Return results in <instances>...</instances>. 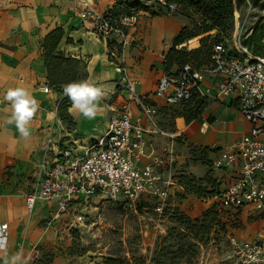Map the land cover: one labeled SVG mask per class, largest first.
<instances>
[{
  "label": "built area",
  "instance_id": "built-area-1",
  "mask_svg": "<svg viewBox=\"0 0 264 264\" xmlns=\"http://www.w3.org/2000/svg\"><path fill=\"white\" fill-rule=\"evenodd\" d=\"M245 2L252 6L251 0ZM153 8L171 14L180 6L155 0ZM233 15H237L235 1ZM142 16L151 17L142 11L115 17L89 6L72 16L73 26L84 27L93 37L107 42L122 100L109 105L112 115L103 134L85 141L69 133L61 118L60 95L45 142L34 154L31 169L25 172L29 185L25 206L31 212L40 204L41 223L55 228L61 241L81 228L91 229L95 224L91 212L100 208L103 198H118L134 213L141 208L152 211L155 229L164 233L166 212L174 205L171 189L177 186L184 193L172 177V168L178 156L175 143L186 142V138L179 126L167 129L162 124L163 107L152 97L163 100L164 108L193 97L209 102L234 97L250 127L232 144L216 150L208 166L216 193L201 199L215 206L227 224L225 237L232 263L264 264V229L255 238L242 240L233 235L234 228L228 227L244 217L264 216V55L253 53L243 42L246 36L236 30L231 41L224 37L200 54L206 56V62L191 59L176 71L162 72L152 96L141 95L136 90L137 81L128 74L124 47L143 48L142 40L134 36ZM181 45L177 48H183ZM40 90L50 89L43 86ZM131 103H135L140 116H134ZM159 138L164 141L161 151L156 150L154 142ZM191 146L197 148L198 144ZM147 203L150 206L143 205ZM0 228L6 237L7 223H1ZM32 253L34 264H41L40 248H33Z\"/></svg>",
  "mask_w": 264,
  "mask_h": 264
},
{
  "label": "crops",
  "instance_id": "crops-1",
  "mask_svg": "<svg viewBox=\"0 0 264 264\" xmlns=\"http://www.w3.org/2000/svg\"><path fill=\"white\" fill-rule=\"evenodd\" d=\"M113 4L114 0H0V225L7 223L8 231L4 237L0 228V264H12V258L17 255L20 259L16 264H34L33 248H40L41 260L45 253L56 250L54 239L58 234L55 228H46L41 223V205L29 212L24 202V195L29 191L25 172L31 169L34 154L41 150L45 142L54 105L63 95L62 90L52 86L47 79L43 55L45 36L60 27L63 36L55 53L60 51L66 57L77 59L80 67L76 81L93 80L104 93L94 118H85L79 111H69L71 104L64 106L65 113L72 118L70 126L64 120L69 133L85 141L100 137L112 115L109 105L119 104L122 100L117 84L119 76L108 57L107 42L93 37L84 27L73 26L70 21L76 12L87 6L107 12ZM181 29V23L175 17L142 16L134 36L142 40L143 48L124 47L128 74L137 81L139 94L152 96L160 74L176 71L179 67L173 62L167 68L165 62L173 47L172 40ZM17 86L27 88L39 106L28 124V136H24L12 121L11 105L4 99L7 90ZM43 86L50 90L41 91ZM152 98L154 103L163 107L160 118L169 129L165 103L159 98ZM100 104H104V114ZM134 104L131 103L132 112L135 117L140 116ZM238 107V99L228 97L210 102L198 119L188 124L183 122L181 129L188 145L198 144L194 149L206 150L205 154L200 152L206 165L196 163L185 166L182 174L192 173L196 178L202 177L206 167L209 170L208 162L216 154V151L210 150L228 146L248 131L250 123ZM103 118L106 121L102 128L100 121ZM178 119L183 120L182 117L176 118L175 128ZM154 142H161L159 146L162 150L163 139ZM46 264L59 263L54 259Z\"/></svg>",
  "mask_w": 264,
  "mask_h": 264
},
{
  "label": "rangeland",
  "instance_id": "rangeland-1",
  "mask_svg": "<svg viewBox=\"0 0 264 264\" xmlns=\"http://www.w3.org/2000/svg\"><path fill=\"white\" fill-rule=\"evenodd\" d=\"M127 1L132 11L142 12L144 10H138L142 5L149 7L154 2V0ZM251 3L252 6L249 7L245 0H236L237 15L234 17L232 12L229 26L222 30V35L231 41L237 30L246 36L243 39L245 44L255 53L264 55V0H251ZM160 15L177 18L182 28L188 29L189 34L204 21L197 10L190 7ZM207 33L205 39L198 40L193 49L205 48L208 41L212 42L220 37L217 31L211 30ZM188 48L185 47L182 51L183 61L188 59ZM63 88L64 86L59 87L60 90ZM100 105L104 114V104ZM190 109L189 104L165 108V114L169 115L167 127L174 128L175 119L183 117L181 123L177 121L178 126L182 128L183 122L187 124L186 118L191 115ZM105 121V118L100 121L102 128ZM187 141L179 140L175 143L176 154L181 162L173 165L172 177L177 182H180L182 175L192 177L203 192L197 194L186 189L181 193L177 186L171 189L170 201L174 205L166 212L164 233H159L155 229L152 219L156 216L152 211L141 208L134 213L125 208L118 198H103L100 208L91 212L95 221L91 229L81 228L80 232H73L72 236L63 238L62 241L57 236L54 239L56 250L45 253L41 260L42 264L52 262L54 259L59 264H233L229 257L231 249L225 237L226 224L218 219L216 207H211L201 199L206 195V189H210L211 186L210 171L206 167L204 175L198 178L192 173L182 174L185 172L182 169L185 166L189 167L196 163L206 165L200 151L194 149L192 144L188 145ZM160 143L156 144L157 151L161 150ZM98 200L99 198L95 199ZM143 205L150 206L148 203ZM199 221L203 225L202 228L197 227ZM228 227L234 228L233 235L239 239H253L264 229V216L244 217L240 221L228 224Z\"/></svg>",
  "mask_w": 264,
  "mask_h": 264
},
{
  "label": "trees",
  "instance_id": "trees-1",
  "mask_svg": "<svg viewBox=\"0 0 264 264\" xmlns=\"http://www.w3.org/2000/svg\"><path fill=\"white\" fill-rule=\"evenodd\" d=\"M168 1L178 4L180 8L190 7V8L196 9L197 12L202 16L204 21L202 25L196 26L193 29L192 34H189V31L187 28H182L175 35V37L172 40L173 47L171 51H169L168 55L166 56V62H165L166 67L169 68V66L172 65L173 62H176L179 64V66H181L182 64L186 63L187 61L191 59L197 60L200 63L206 62L207 60L206 56H203L204 57L203 58L200 56V54L203 52H206L209 49L211 43L217 42L221 40L222 38H224V36L222 35V30L226 29V27L229 26V17L232 15V12L234 10V1L236 4V0H168ZM127 3H128L127 0H114V4L112 8L108 10L107 12L115 17H118L123 14H129V13L135 12L134 10L132 11L131 7L128 6ZM140 8L141 9H138V10H144V13H146L147 15L151 17L158 16L163 13L161 10L154 9L153 3L150 4L149 7L142 5ZM211 30L217 31L220 37L214 39L212 42L208 41V43L205 45V48L201 47L198 49L196 48V49L190 50L188 53V59L183 61L182 51L184 50L185 47L178 49L177 46L181 45L182 43H185L187 40H189L192 37L207 33ZM62 36H63V30L60 27L55 28L45 36L44 44H43V49H44L43 55L45 58V64H46V69H47V79L49 83L56 88L65 86L67 83L71 81H76L77 72L80 67V63L77 59L66 57L60 51L55 53L57 44L59 43ZM204 39L205 37H203L200 40L203 41ZM176 51H178L177 52L178 55L176 54ZM252 52L255 53L253 50ZM195 55L196 57H194ZM257 55H260V54H257ZM197 57H200L201 59ZM209 103L210 102L204 98L193 97L191 100L182 102L181 104L177 105V107H180L181 105H184V104L191 105V109H190L191 115L186 118V123L188 124L192 120L198 119L200 115L203 113V111L205 110V108L209 105ZM68 104L70 105L71 101L64 95V92H63V97L60 101L61 118L67 121L70 126L72 124V121H71L72 118L69 116V114H66L64 110L65 108L64 106H68ZM216 150L214 149L210 151H216ZM200 152L205 154L206 150L202 148V151L200 150ZM208 165H209V162H208ZM178 183L184 188V191H186V189L187 190L189 189V190L194 191L197 194L198 193L200 194L203 192V189L197 186L196 181L192 177L182 175L180 178V182ZM209 184H211L210 189H206L207 193H205L206 195H204L203 197H206V196L211 197V196H214L216 193V183H215V179L211 176V172H210ZM217 217L221 222H223L218 212H217ZM197 223H199V225H197L198 228L203 227V225L200 224V221ZM224 223L226 224V222ZM226 227H227V224H226Z\"/></svg>",
  "mask_w": 264,
  "mask_h": 264
},
{
  "label": "clouds",
  "instance_id": "clouds-1",
  "mask_svg": "<svg viewBox=\"0 0 264 264\" xmlns=\"http://www.w3.org/2000/svg\"><path fill=\"white\" fill-rule=\"evenodd\" d=\"M63 92L71 101L69 111L75 109L85 118H94L96 116L99 101L104 95L97 83L89 79L71 81L64 86ZM4 99L11 105L12 121L16 123V126L24 136H28V124L39 107L37 101L27 88L21 86L8 89ZM19 259V255L14 256L12 264H16ZM251 259L254 260L255 257H251Z\"/></svg>",
  "mask_w": 264,
  "mask_h": 264
},
{
  "label": "bare ground",
  "instance_id": "bare-ground-1",
  "mask_svg": "<svg viewBox=\"0 0 264 264\" xmlns=\"http://www.w3.org/2000/svg\"><path fill=\"white\" fill-rule=\"evenodd\" d=\"M206 34L208 33H204V34H200L198 36L192 37L189 40H187L185 43H182V47H189V48H194L196 46V42H198V40L202 39ZM77 110L73 109L71 112L76 113ZM179 123H181V119H178Z\"/></svg>",
  "mask_w": 264,
  "mask_h": 264
}]
</instances>
